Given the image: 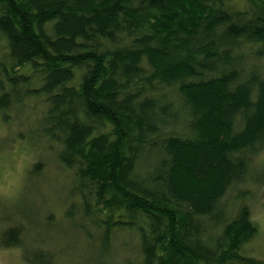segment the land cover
Wrapping results in <instances>:
<instances>
[{"label": "trees", "instance_id": "trees-1", "mask_svg": "<svg viewBox=\"0 0 264 264\" xmlns=\"http://www.w3.org/2000/svg\"><path fill=\"white\" fill-rule=\"evenodd\" d=\"M38 103L17 138L57 144L105 254L136 237L107 264H264V0H0V115ZM4 205L0 246L55 264Z\"/></svg>", "mask_w": 264, "mask_h": 264}, {"label": "rangeland", "instance_id": "rangeland-1", "mask_svg": "<svg viewBox=\"0 0 264 264\" xmlns=\"http://www.w3.org/2000/svg\"><path fill=\"white\" fill-rule=\"evenodd\" d=\"M40 109L41 104L38 103L37 111H31L22 120L11 123H5L0 115V186L7 185L12 193L10 198L0 197V205L10 207L5 212L11 214L12 211L15 216L9 224L23 227L25 245L50 251L55 264H107L113 260L136 262V237L130 233L118 235L106 254L95 242L97 231L82 218L81 204L72 193L74 172L58 161L57 144L52 143L50 147L48 143L45 146L42 140L35 144L36 140L17 138V131L39 127L36 115ZM39 162L42 170L30 179L31 167ZM21 175L24 179L17 191ZM70 212L74 218L70 217ZM252 216L259 231L249 248L264 259V188L252 201ZM82 224L89 233L83 230ZM21 262L28 264L21 247L0 246V264Z\"/></svg>", "mask_w": 264, "mask_h": 264}, {"label": "clouds", "instance_id": "clouds-1", "mask_svg": "<svg viewBox=\"0 0 264 264\" xmlns=\"http://www.w3.org/2000/svg\"><path fill=\"white\" fill-rule=\"evenodd\" d=\"M18 179H19L20 183L17 184V191L19 190V187L21 186L22 181L24 179L23 175H21ZM11 195H12V193L10 192V189L7 185L0 186V197L10 198ZM21 264H22V262H21Z\"/></svg>", "mask_w": 264, "mask_h": 264}]
</instances>
